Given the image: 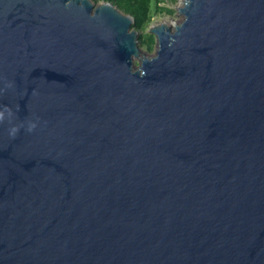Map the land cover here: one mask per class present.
<instances>
[{
	"label": "water",
	"instance_id": "water-1",
	"mask_svg": "<svg viewBox=\"0 0 264 264\" xmlns=\"http://www.w3.org/2000/svg\"><path fill=\"white\" fill-rule=\"evenodd\" d=\"M178 10L0 0V264H264V0Z\"/></svg>",
	"mask_w": 264,
	"mask_h": 264
},
{
	"label": "trees",
	"instance_id": "trees-1",
	"mask_svg": "<svg viewBox=\"0 0 264 264\" xmlns=\"http://www.w3.org/2000/svg\"><path fill=\"white\" fill-rule=\"evenodd\" d=\"M96 5L101 2H109L116 6L126 15H131L135 24L133 29L141 31L139 35L140 46L145 47L149 52L156 49V38L154 35L144 33L152 24L154 17L162 14L171 15L173 13L165 4L175 3L177 0H92Z\"/></svg>",
	"mask_w": 264,
	"mask_h": 264
},
{
	"label": "rangeland",
	"instance_id": "rangeland-1",
	"mask_svg": "<svg viewBox=\"0 0 264 264\" xmlns=\"http://www.w3.org/2000/svg\"><path fill=\"white\" fill-rule=\"evenodd\" d=\"M184 0H177L175 3L172 4H165L162 5L163 7H167L170 10L173 11L171 15L168 14H162L154 17L152 24L149 26V28L144 32L149 33L150 30L160 27L161 25L166 27H172L177 26L181 24L184 21L183 16L180 14L179 10L183 7ZM139 35L142 34L141 31H138ZM150 34V33H149ZM156 38V37H155ZM157 46V45H156ZM142 51L143 56L153 57L156 55V52L158 50V47L153 52H149L145 47H140ZM140 65V61L134 60V66L135 68H138Z\"/></svg>",
	"mask_w": 264,
	"mask_h": 264
}]
</instances>
